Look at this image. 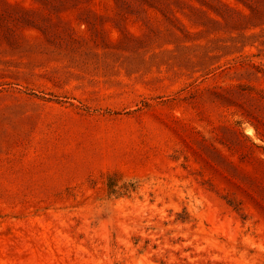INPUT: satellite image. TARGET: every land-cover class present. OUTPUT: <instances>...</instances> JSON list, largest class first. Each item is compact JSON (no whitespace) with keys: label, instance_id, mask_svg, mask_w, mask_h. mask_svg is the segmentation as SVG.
<instances>
[{"label":"rangeland","instance_id":"rangeland-1","mask_svg":"<svg viewBox=\"0 0 264 264\" xmlns=\"http://www.w3.org/2000/svg\"><path fill=\"white\" fill-rule=\"evenodd\" d=\"M0 264H264V0H0Z\"/></svg>","mask_w":264,"mask_h":264},{"label":"trees","instance_id":"trees-1","mask_svg":"<svg viewBox=\"0 0 264 264\" xmlns=\"http://www.w3.org/2000/svg\"><path fill=\"white\" fill-rule=\"evenodd\" d=\"M112 189H114V186H110ZM115 191V190H114Z\"/></svg>","mask_w":264,"mask_h":264}]
</instances>
